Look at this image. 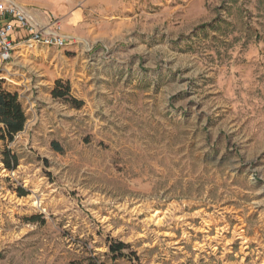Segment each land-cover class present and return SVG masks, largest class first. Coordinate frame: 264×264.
<instances>
[{
  "label": "rangeland",
  "instance_id": "obj_1",
  "mask_svg": "<svg viewBox=\"0 0 264 264\" xmlns=\"http://www.w3.org/2000/svg\"><path fill=\"white\" fill-rule=\"evenodd\" d=\"M98 31L0 83L27 115L0 264H264V0H132Z\"/></svg>",
  "mask_w": 264,
  "mask_h": 264
},
{
  "label": "crops",
  "instance_id": "obj_2",
  "mask_svg": "<svg viewBox=\"0 0 264 264\" xmlns=\"http://www.w3.org/2000/svg\"><path fill=\"white\" fill-rule=\"evenodd\" d=\"M37 24L53 18L62 20V31L69 41L77 36L91 37L108 17L127 9L132 0H15ZM134 1V0H133ZM17 31L14 37L22 35ZM69 45V42L68 44ZM74 46V45H73ZM22 50H16L15 58Z\"/></svg>",
  "mask_w": 264,
  "mask_h": 264
},
{
  "label": "built area",
  "instance_id": "obj_3",
  "mask_svg": "<svg viewBox=\"0 0 264 264\" xmlns=\"http://www.w3.org/2000/svg\"><path fill=\"white\" fill-rule=\"evenodd\" d=\"M17 31H23V34L14 37ZM68 42L60 18L40 25L15 0H0V79L3 82L11 77L16 50H31L38 46L63 48Z\"/></svg>",
  "mask_w": 264,
  "mask_h": 264
},
{
  "label": "trees",
  "instance_id": "obj_4",
  "mask_svg": "<svg viewBox=\"0 0 264 264\" xmlns=\"http://www.w3.org/2000/svg\"><path fill=\"white\" fill-rule=\"evenodd\" d=\"M2 82L3 80L0 79V83ZM51 93L55 98H62L78 108L84 104L83 100L76 98L71 93L69 81H64L63 79L56 80V85L52 88ZM26 121L27 115L19 99L18 92L6 89L0 84V124L2 125L0 138L13 140L15 135L24 129ZM53 145L55 149L61 150V146L57 141H53ZM2 161L8 169L16 168L19 164V156L10 148H5ZM24 193L25 191L23 190L22 194ZM109 247L112 253L124 255L122 251L126 247V243L118 241L110 244Z\"/></svg>",
  "mask_w": 264,
  "mask_h": 264
}]
</instances>
